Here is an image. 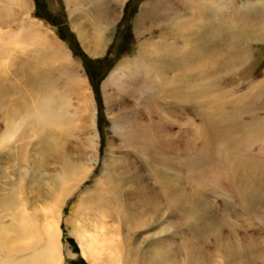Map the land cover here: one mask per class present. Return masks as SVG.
Here are the masks:
<instances>
[{
    "label": "rangeland",
    "instance_id": "374dc122",
    "mask_svg": "<svg viewBox=\"0 0 264 264\" xmlns=\"http://www.w3.org/2000/svg\"><path fill=\"white\" fill-rule=\"evenodd\" d=\"M67 1L0 0V134L7 112L28 124L40 89L65 117L63 129L30 126L0 145V202L16 186L43 218L58 198L65 264H89L75 233L98 225L118 248V261L108 248L103 263L264 264V0ZM236 15L247 21L224 30ZM216 23L222 74L212 66L208 92L195 86L180 110L167 106L160 78L175 73L173 55L188 56ZM207 122L226 126L238 149Z\"/></svg>",
    "mask_w": 264,
    "mask_h": 264
},
{
    "label": "bare ground",
    "instance_id": "6f19581e",
    "mask_svg": "<svg viewBox=\"0 0 264 264\" xmlns=\"http://www.w3.org/2000/svg\"><path fill=\"white\" fill-rule=\"evenodd\" d=\"M120 1L122 4L125 0H120ZM68 2L69 1H67V3ZM75 5L76 4L71 5L69 11H74L75 9L77 10L78 7ZM252 10L253 9L246 10L245 13L249 14V12ZM250 16L251 15H248L247 18H250ZM254 16H258L257 13H255ZM242 17L243 16L236 15V17L233 18V20H235V23H233L234 25L230 23L226 26V29H224L223 27L221 28L219 26L220 23H216L213 26L211 25L212 27L209 26L210 29L207 33L210 34L211 37H208L207 39L204 38L202 42H198V41L197 43L194 42L191 45V49L188 48L190 49V53L188 54L186 53L188 56L180 58L181 56L176 57L175 54L173 55L174 58H172L173 60L170 63V71L175 73L172 76L170 75L167 79L165 78L166 76L160 78L161 86L159 88V91L161 93L162 99L166 101L167 106L175 109L179 108L178 107V105H180L179 103L181 102L183 103L182 100L187 99V95L190 94V93L186 94V92H188L191 88L195 86H201L200 92L206 93L209 91V87L210 85H212L216 77L215 75L211 74L210 68L212 66H216L217 71H215V73L217 72L218 74H222L225 64L226 62H228V60L223 58L222 53L224 50H221L222 48L220 44L221 42H217L218 46L219 45L220 46L216 51H213L214 46L210 44H213L214 41L215 42L222 41V39L225 37V35H223V29L228 31L227 27H230L231 28L230 31L237 30L235 24H238L237 22L241 19H244V21L238 25L243 26L242 24H244L245 21L247 20L245 19V17L243 18ZM251 18L254 19L253 16H251ZM78 33H80L79 35L83 37L81 32ZM19 36H20V32H16L15 36L9 38V40L13 41V46L15 43L20 42ZM101 42L102 39L95 40L94 45L98 46V44H100ZM204 49L205 51H203ZM94 51H96V49ZM96 52H94V54ZM202 54L205 56L199 58L200 55ZM2 62L3 60L0 55V72L2 68L1 66H3ZM119 69L120 68L113 69L109 77H112L117 73H121V70ZM189 71L191 72L188 73ZM177 73H178V77L179 78L181 77V79H178ZM175 79L180 81V83L175 85L174 82ZM193 79L199 80L198 83H194V81L196 80L193 81ZM185 88L187 89L184 91ZM39 92H40V94L38 93L39 96H37L38 94L37 95L35 94L37 96L35 100L37 103L33 107L32 114L28 115L29 121H26L28 124L25 125L24 127L21 128V126L16 123L12 113H8V112L6 113L4 111V113L9 114L6 117L8 119L7 123L9 120L10 123L8 127H6L4 132L0 134L1 146L2 144L3 146H6L7 145L6 143H10V142L19 143L22 139V136L25 135V133H27L28 131H30V126H33L34 128H38L39 130H41L42 126L43 128H45L47 125L56 126L59 129L60 128L63 129V127H65L63 125L65 121L64 112L59 109L61 105H62L61 109L62 110L64 109V106L62 104L63 102L58 103L59 100L58 97H55L54 95L50 94L47 88L40 89ZM190 99L192 100L191 97ZM21 107H23V105ZM23 108L25 110L26 107ZM12 109L14 110L17 108L15 107ZM30 121L32 122L33 125L31 124ZM204 125L208 126V128L210 129L209 134H211V136H212V132H216V130L212 131V128H210L211 126L216 127V122L215 123L207 122V124ZM219 129H222L223 131L222 132L217 131L216 137H220V136L224 137L225 139L224 146L226 147L227 145V148L232 150L238 149L239 138L237 139V142L232 143V140L229 139V136L231 138L232 132L228 130L226 126H222V125H219ZM200 130L201 132H203L202 127L201 129H199V131ZM224 133L226 134L224 135ZM245 136H246V132H245ZM54 146L55 145H53V147ZM252 167H254V165L250 166L249 169L247 170L255 172L256 170L255 171L253 170L255 168L250 169ZM239 169H240V164H238V162H235L233 165V169L230 167L229 169H225L223 173L224 175L230 176L231 173L235 174L236 171H239ZM68 172L69 171H67L65 167L59 176L61 181H64L66 179ZM15 187L7 190L5 193L6 196L5 202H0V264H63V263L65 264L66 258L64 257L65 255L62 250L63 245H61V241H60L62 230L59 225L60 222L59 211L61 205L59 203L61 202H59L58 198H54V201H51L53 202V204L47 205L48 213L45 211L43 214V218H41L37 216L38 208L29 209L24 197L21 196L20 192L16 191ZM44 209L45 208L43 206L42 210ZM6 218L8 219V221H6ZM100 226L102 225H98V229L93 234H88L87 231H86L87 233L85 231L84 232H81L80 230L77 231V234L75 233L77 244L81 249L82 255L86 259H88L89 264H113L112 262L110 263V261L108 263H103V257L105 254L104 250L110 248V250H108L109 251L108 254L111 256V259L115 257V259H117L118 261V257H116L118 256V248L116 246V241H113L109 236L107 237V235L100 234V230L103 229ZM95 227L97 228V225ZM152 262L154 264L155 261Z\"/></svg>",
    "mask_w": 264,
    "mask_h": 264
},
{
    "label": "water",
    "instance_id": "95a60500",
    "mask_svg": "<svg viewBox=\"0 0 264 264\" xmlns=\"http://www.w3.org/2000/svg\"><path fill=\"white\" fill-rule=\"evenodd\" d=\"M131 7V6H130ZM128 13H130L129 15H128V17H131L133 14L132 13H134V11L132 10V8L129 10V12ZM130 19V18H129ZM114 63V61H107L102 67H104V70H107V69H109L110 68V66L112 65ZM101 67V68H102ZM96 75V74H95ZM98 76V75H97ZM100 79H101V77H100Z\"/></svg>",
    "mask_w": 264,
    "mask_h": 264
}]
</instances>
